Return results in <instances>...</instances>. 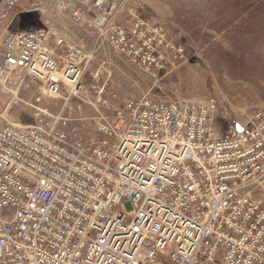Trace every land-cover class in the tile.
<instances>
[{
    "label": "built area",
    "instance_id": "2783aa9c",
    "mask_svg": "<svg viewBox=\"0 0 264 264\" xmlns=\"http://www.w3.org/2000/svg\"><path fill=\"white\" fill-rule=\"evenodd\" d=\"M128 0H59L143 74L182 62L185 46ZM128 18L121 21L122 14ZM50 28L8 29L0 74L31 75L56 113L0 124V264H264V108L220 135L212 109L188 100L107 98L92 129L65 108L92 56Z\"/></svg>",
    "mask_w": 264,
    "mask_h": 264
},
{
    "label": "rangeland",
    "instance_id": "374dc122",
    "mask_svg": "<svg viewBox=\"0 0 264 264\" xmlns=\"http://www.w3.org/2000/svg\"><path fill=\"white\" fill-rule=\"evenodd\" d=\"M58 3L0 0V31L47 27L71 36L83 55L92 56L82 89L65 108L75 124L92 129L101 89L107 98L118 94L119 102L149 96L207 105L220 135L245 132L254 110L264 108V0H128L127 6L166 24L172 40L185 46V59L157 78L143 74L89 27L74 24ZM127 18L124 13L120 20ZM19 75L0 74V124L28 125L39 109H62L63 98L49 95L33 76Z\"/></svg>",
    "mask_w": 264,
    "mask_h": 264
},
{
    "label": "crops",
    "instance_id": "0c3cea01",
    "mask_svg": "<svg viewBox=\"0 0 264 264\" xmlns=\"http://www.w3.org/2000/svg\"><path fill=\"white\" fill-rule=\"evenodd\" d=\"M9 29V28H8ZM8 29H6L3 33L0 31V37H2L3 38V36H4V34H5V32L8 30ZM3 34V35H2ZM2 35V36H1ZM58 35H66V34H63V33H61V32H59V33H57V32H55V33H53V35L50 37V39L48 40V42H47V45H48V47L50 48V49H52L54 52H55V54L58 56V57H60V56H63V54H64V50H63V48H61V47H58L57 46V44H56V37L58 36ZM70 40H72L73 42H75V43H77L76 41H75V39H73L71 36H69V35H66ZM77 46L80 48L81 46H80V44L79 43H77ZM81 49V48H80ZM83 51V50H82ZM83 53H84V51H83ZM85 56H89V55H87L86 53L84 54ZM91 56V55H90ZM0 63L2 62V59H3V52H2V41H0ZM60 60H61V57H60ZM62 61V60H61Z\"/></svg>",
    "mask_w": 264,
    "mask_h": 264
}]
</instances>
